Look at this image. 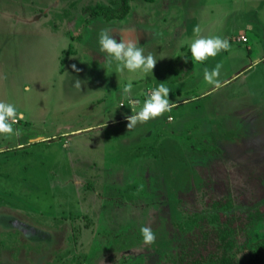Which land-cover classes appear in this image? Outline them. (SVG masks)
I'll list each match as a JSON object with an SVG mask.
<instances>
[{"label": "rangeland", "instance_id": "obj_1", "mask_svg": "<svg viewBox=\"0 0 264 264\" xmlns=\"http://www.w3.org/2000/svg\"><path fill=\"white\" fill-rule=\"evenodd\" d=\"M115 1L0 0V101L24 115L13 125L21 135L0 134V264H172L192 215L214 213L206 203L226 198V184L234 211L264 203V188L255 194L264 183L242 181V168L261 169L264 180V61L250 66L264 55V0L194 4L201 36L231 35L230 49L205 66L223 65L218 90L204 80L209 58L191 59L194 74L182 62L194 24L178 26L176 9L187 12L190 0H135L111 22L84 15ZM105 28L136 29L153 73L106 64ZM243 31L248 43L237 40ZM162 82L177 106L129 130L131 107ZM141 227L155 243L143 242Z\"/></svg>", "mask_w": 264, "mask_h": 264}, {"label": "trees", "instance_id": "obj_2", "mask_svg": "<svg viewBox=\"0 0 264 264\" xmlns=\"http://www.w3.org/2000/svg\"><path fill=\"white\" fill-rule=\"evenodd\" d=\"M135 0H119L111 5L98 3L89 5L84 9V15L89 14L91 20L102 17L107 22L125 19L131 9L130 3ZM153 3L156 0H145ZM191 51L188 50L182 62L187 65L186 74L193 71L191 62ZM185 60L187 62H185ZM218 153H217V155ZM248 169V168H247ZM242 168V170H247ZM242 175V181L251 179L264 183L263 171L258 168H250L248 173ZM227 173V172H226ZM225 177V176H224ZM226 182H229L228 177ZM241 180V179H240ZM197 183L203 182L199 177ZM241 181L237 185H240ZM252 184V183H251ZM256 185V184H255ZM226 198L207 201V207L214 210L210 216L192 215L191 236L180 244L176 254L170 256L172 264H264V232L257 231L264 223V203H261V196L254 200L248 199L247 209L244 212L233 210L234 202L231 199L230 186ZM247 189L246 185H240ZM239 187V186H238ZM251 188V186H248ZM254 184H252V188ZM263 186H258L255 194L262 191ZM248 190V189H247ZM251 192V190H249ZM253 192V190H252ZM260 204V205H259ZM252 207V208H251ZM250 208V209H249ZM248 235L246 242H240V235Z\"/></svg>", "mask_w": 264, "mask_h": 264}, {"label": "clouds", "instance_id": "obj_3", "mask_svg": "<svg viewBox=\"0 0 264 264\" xmlns=\"http://www.w3.org/2000/svg\"><path fill=\"white\" fill-rule=\"evenodd\" d=\"M193 32L195 38L190 44V51L195 62H203L209 57L217 56L221 51H228L231 47L227 38L201 36V29L198 25L194 26ZM116 35H119V42L115 38ZM98 43L99 51L106 58L104 62L108 65L115 62L118 73H123L125 70L128 72L142 71L146 74L153 73L157 61L153 54H144L143 47L139 44V37L136 35V29H102L99 33ZM185 62L187 61L185 60ZM222 67V64H217L214 69H204V80L217 90L223 86L219 80ZM73 69L76 70L75 66H73ZM74 86L80 88L81 80L76 79ZM132 89L133 85L129 81L123 88V94L130 97ZM31 90L30 86L24 88L25 92H31ZM170 91L166 83H159L157 87L149 91L139 111L135 107H131L132 115L125 117L128 121V129L131 130L138 123H146L151 119L164 115L166 112H171L177 104L169 99ZM131 103L136 105L139 104V101H131ZM23 118V113H18L13 104L0 101V134L21 135V130L14 129L13 125ZM140 232L145 244L155 243L156 235L150 227H141Z\"/></svg>", "mask_w": 264, "mask_h": 264}, {"label": "crops", "instance_id": "obj_4", "mask_svg": "<svg viewBox=\"0 0 264 264\" xmlns=\"http://www.w3.org/2000/svg\"><path fill=\"white\" fill-rule=\"evenodd\" d=\"M181 1H186V0H180V2ZM189 1V0H188ZM197 1H199L200 2V0H190V2H189V4L187 5V7H185V5H184V10L186 9H188V11L187 12H181L182 10H180V9H176V11L179 13V20H180V23H179V25L178 26H182V27H184L187 31H189V25H190V23H191V25L192 24H194L193 25V28H194V26H196V22L198 21V19H199V14H197V13H193V9L195 8V6H194V4H197L196 2ZM186 3V2H185ZM178 6H179V1L176 3ZM206 4H208L207 2H206ZM207 10V9H206ZM208 11V10H207ZM209 12V11H208ZM190 13H191V15H190ZM190 15V17H189V15ZM175 16V15H174ZM164 17H166V15L164 16ZM183 18H185V19H183ZM189 24V25H188ZM226 31H224L223 33H221L220 35H221V37H223V38H227L228 39V41L230 42V33H225ZM225 33V34H224ZM240 36H245L246 37V39H247V41L245 42V43H248L249 42V39H248V35L246 34V32H242V34H240ZM238 40V42H240L239 41V39H237ZM231 44V43H230ZM188 49H190V47L188 48ZM250 52H251V50H249V54H250ZM187 54V53H186ZM185 54V55H186ZM184 58H185V56L183 57V60H184ZM213 57H209V61L208 62H205V65H203V66H201V67H204L205 68V66L206 65H208L209 63H212V62H215V60H214V58L212 59ZM191 59H192V55H191ZM182 60V61H183ZM214 60V61H213ZM260 60H262V61H264V55L262 56V58H260V59H256V61H254V60H251L253 63H251L250 64V66L252 67V65H254V63H257L258 61H260ZM65 61H66V59H65ZM192 62V61H191ZM193 64V63H192ZM193 69H194V67H192ZM196 71V69H194L193 71H192V73L194 74V73H197V72H195ZM192 73H190V74H192ZM202 77V76H201ZM154 86H155V84H154Z\"/></svg>", "mask_w": 264, "mask_h": 264}, {"label": "built area", "instance_id": "obj_5", "mask_svg": "<svg viewBox=\"0 0 264 264\" xmlns=\"http://www.w3.org/2000/svg\"><path fill=\"white\" fill-rule=\"evenodd\" d=\"M239 40L242 41V42H244V43L247 41V39H246L245 36H240Z\"/></svg>", "mask_w": 264, "mask_h": 264}]
</instances>
